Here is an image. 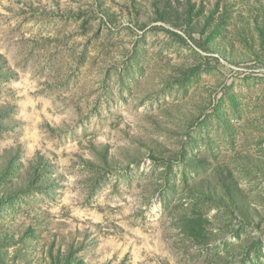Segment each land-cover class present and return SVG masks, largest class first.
Segmentation results:
<instances>
[{"label": "rangeland", "instance_id": "1", "mask_svg": "<svg viewBox=\"0 0 264 264\" xmlns=\"http://www.w3.org/2000/svg\"><path fill=\"white\" fill-rule=\"evenodd\" d=\"M0 264H264V0H0Z\"/></svg>", "mask_w": 264, "mask_h": 264}]
</instances>
